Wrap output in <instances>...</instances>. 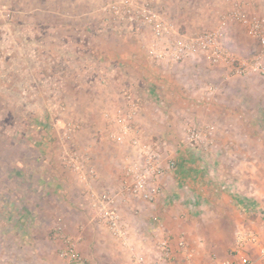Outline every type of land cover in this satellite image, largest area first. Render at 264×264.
I'll return each instance as SVG.
<instances>
[{"label":"rangeland","instance_id":"rangeland-1","mask_svg":"<svg viewBox=\"0 0 264 264\" xmlns=\"http://www.w3.org/2000/svg\"><path fill=\"white\" fill-rule=\"evenodd\" d=\"M130 1L132 4L130 9L133 12L137 11L135 9L142 10L147 5L155 9L172 26L173 36H193L207 32H218L223 27V24H226L224 26V47L232 55V60L215 65L202 57L203 61L197 72L203 83L199 86H201L206 95L207 93L208 95L213 93V95L207 97L204 94L202 98L197 97V108L210 109L209 104L213 102V98H215L214 104L218 103V101L221 105L230 102L232 106L234 104L243 105L248 103L250 98L254 100L252 102L257 104L262 99L264 102V96L260 97L262 93L259 94L260 91L264 93V52L260 44L250 35L247 25L234 16V12L239 11L246 14L249 20H264V0ZM3 2L4 0L2 2L0 0V11H4V15H0V26L11 22L23 23V15L8 14V16L5 13L8 8V10H17L19 7L17 5L20 4L15 3L17 5H14L8 0V7L5 10ZM56 2H58L59 10L64 8L65 12V14L57 18L61 24L74 21L77 25H83V23H90L93 20L92 24L96 25L97 29L101 27L100 32L93 30L90 36H83L82 30H77L73 35L75 37L82 35L81 40L85 44L90 43L83 45L87 46L86 49L81 48V52L77 51V54H80L82 58H84V54H93L92 51H101L102 42L106 39H115L116 26H123L130 33H134L135 38L140 42V49L149 58L146 46L152 38L150 29L139 28L132 24L130 21L131 14L125 10L121 17L126 20H122L119 15H116L113 7L115 5L124 7L120 0H77L76 2L75 0H56ZM74 8L77 9L75 17L73 15ZM79 12H84V14L92 12L93 17L78 16ZM101 32L107 33L106 37ZM21 34L22 32H17V36H15L17 45L13 47V53L15 55L18 54V60L20 61L12 63L10 66L7 59L0 60V264H27V262L38 264L37 260L40 259L38 256L29 260L26 255H23V252H25L23 249L31 245L37 249L41 248L42 251L48 248L50 252L58 253L56 254L58 256L57 261L48 256L49 259H52V262L50 260L49 263L62 264L59 257L60 249L69 242L75 244L77 251L81 255L82 260L79 264L85 262V264H134L130 260L129 255L122 250L120 244L111 236L109 230L96 221L94 213L89 209L84 198V187L62 162L63 153L70 148L90 155L93 166L96 169L98 167L97 160L94 159L92 153L99 147V143L96 137L93 138L95 139L93 142H85L83 120L89 112L84 108V95L78 93L92 79L88 80V76L83 78V74L80 76L79 74L83 72L77 68L78 78L75 84L77 89H79L77 93L72 94L71 100L61 95L57 97L56 92L52 91V85L49 82H46L44 85L46 89L41 94H38L40 90H31L27 95L23 94V56L21 55L23 54V44L20 41L23 36ZM62 34L66 35L65 32ZM255 59L260 61L261 68L259 71L254 72L249 69L246 73L239 74L237 72L243 61H246L249 65L247 68H250ZM83 64L89 66L88 63ZM27 65H29L28 70L30 71H34L38 67L31 63ZM99 65L95 62L91 68L92 71L94 69L95 72H93L95 74L96 68L99 69ZM85 70L90 71V68ZM52 82L54 85V80ZM116 82L114 78L111 80L110 78L95 79L93 85H96L97 88L94 90H103L104 88L100 87L105 85L108 86L106 90L115 89L117 87ZM189 82H191L190 79ZM191 86L188 83V88ZM210 88L214 89L210 91ZM248 89L256 90L257 94L245 96L244 93L248 92ZM217 99L219 100L217 101ZM42 103L45 107H43ZM135 104L138 107L139 116L141 114L140 108L136 101ZM117 107L119 106L114 109H104L105 107L102 108L100 106L101 110H97L95 121H103L107 126L105 113L108 110H115ZM206 112L208 111L205 110L203 114ZM189 118L179 119L180 121L183 120L184 124L182 123V125L185 126L181 130L180 136H178L180 141L172 142L171 147L168 146L170 156L176 162L175 151L184 154L192 149L194 151H203L204 154H211L213 147L216 146L214 134L217 132V128L212 135L211 143L210 140L205 139L203 144L195 149L187 143L186 132L191 125H199V127L215 126V122L213 124L210 120L203 119L204 117L201 118V116L196 119L191 118L193 121ZM196 121L204 123L199 124ZM69 123L77 127V132L74 142L67 145L62 141V138L64 127ZM158 123L157 126L159 128L160 126L163 127L161 124L163 123L162 118ZM203 127L201 128L204 129ZM237 129L238 131H249V128L240 127ZM162 130V128L159 129L156 135H162ZM237 133L240 134V132ZM100 134L102 133L100 132ZM239 145L240 147L243 145L249 147H244L247 152L260 153V158L248 159V163L246 162L248 165L251 164L253 168H257V171H255L257 174L256 179L252 178L251 180L258 182V169H264V144L261 143V147L255 143H240ZM238 151L244 150L240 148ZM125 156H122V164L125 162ZM39 160H41V165L38 163ZM55 160H58L59 163L55 162ZM226 161L224 162L227 163L228 161ZM56 163L59 164L58 170L53 171ZM38 166H45L46 168L41 173H36L40 175H34V169H40ZM224 166L226 167V165ZM32 170H34V174L31 173ZM36 172L38 171L36 170ZM232 178L234 179L233 175L224 174L221 181L229 185L232 184ZM213 179L214 177L207 175L203 181L200 180L198 183V187L204 189V192L207 193V199H211L212 195H214L212 196L214 198L218 197V193H214L215 189L212 187L217 185V183L216 185L213 183ZM99 180L100 175L95 184L98 189H100ZM254 186L258 185L254 184ZM237 187L243 188L241 185ZM255 188L257 189V187ZM50 190H53V192ZM54 191H57L55 196L53 195ZM39 200L42 201V204ZM63 201L67 202L68 205L63 204ZM251 206L249 204L248 207L251 208ZM189 226L193 228L191 230L192 235L197 233V235L205 236L201 241L207 242L209 247L211 244L214 245L215 242L223 247L218 252H208V254L204 253L197 257L194 245L192 247L187 243L193 255L192 259L196 260L198 258L201 264L208 261L216 264L226 258L230 249L228 250V247L225 249V247L230 246L234 235L230 231L228 224L223 221L214 222L211 220L210 222L201 223L200 227ZM176 227L177 225L174 224V228L178 229ZM209 227H213L216 232H219L218 240L209 238V234H211L208 232ZM129 229L132 237L131 228L129 227ZM23 232L28 235L26 236V243H23ZM172 235L174 236V234ZM173 236L171 237L172 239H174ZM31 237L35 240L33 238L30 239ZM194 237L197 236L195 235ZM194 237L193 240H196ZM139 241L138 235L132 239V243L137 249L139 248Z\"/></svg>","mask_w":264,"mask_h":264},{"label":"crops","instance_id":"crops-1","mask_svg":"<svg viewBox=\"0 0 264 264\" xmlns=\"http://www.w3.org/2000/svg\"><path fill=\"white\" fill-rule=\"evenodd\" d=\"M7 1L3 2L5 10L8 7ZM10 1L14 5H17L15 3L20 5H17L19 6L17 10H8V8L5 13L7 15H23V23L11 22L0 26V60L7 59L10 66L12 63L20 61L18 54L13 53V47L17 45L15 40L17 32H22L21 36L23 37L20 41L23 44V54H21L23 56V94L27 95L31 90H40L38 94H41L46 89L44 85L49 82L57 97L61 95L71 100L72 94L77 93L79 89L75 84L78 78L77 68L83 72L79 74L80 76L83 74V78L88 76V80L92 79L78 93L84 95V108L89 112L83 120L85 142H93L95 140L93 138L96 137L99 143V147L92 153V156L97 160L100 189L113 192L120 190L122 156L128 151L127 147L115 144L109 136L108 124L106 126L103 121L98 119L95 121L97 110H101L100 106L105 107L104 109H114L116 106L124 105L125 94H131L141 112L137 123L142 133V139L150 142H165L170 147L172 142L180 141L178 136L185 127L182 125V123L184 124L183 120H179L180 118L188 119L190 117L189 119L193 121L191 118L196 119L201 116L213 124L215 122V128H217V132L214 134L216 146L213 147L211 154H204L203 151L192 149L184 154L175 151L174 156L178 165L175 170L168 172L164 179V197L154 203L131 202L123 207L124 217L131 228L132 239L136 235L139 236L140 254L148 255L162 238L172 237V234H174V240L185 239L190 246L194 245L197 257L204 253L208 254V252H218L222 250V246L215 242L216 245L211 244L209 247L207 242L206 244L205 241H201L205 236L197 235V233L192 235L193 228L189 226L200 227L201 223L211 220L214 222L223 221L228 224L230 231L234 234L230 246H226L225 249L228 247V250H231L234 247L236 234L242 230L255 231L264 238L261 226L264 215V169H258V182L252 181V178L256 179L257 168L247 164L248 159L260 158L261 155L258 152L255 154L252 151L247 152L244 147H249L245 145L240 147L239 145L240 143H255L261 147V143L264 144L263 99L257 104L250 98L248 103L232 106L230 102L221 105L219 99H217L218 103L214 104L215 98H213V102L209 104L210 109L199 107V110L196 107L197 97L202 98L205 94L199 86L203 80L197 72L201 67L202 57H196L176 65L156 64L140 49V42L135 38L134 33H130L123 26H116L115 39H106L102 42L101 51H92L93 54H84V58H82L80 54H77V51L81 52V48L86 49L87 46H83L85 42L81 40L82 35L76 37L73 35L77 30H82L83 36L92 35L93 30L100 32L101 27L97 29L96 25L92 24L93 20L90 23L85 22L83 25H77L74 21L61 24L57 18L65 12L64 8L59 10L56 0ZM76 10L73 9L74 17ZM0 15H4V11H0ZM92 15V12L78 13V16L87 18H92ZM63 32H65V36L62 34ZM101 33L103 36L107 34ZM78 36L80 37L78 38ZM93 42L96 43L95 40ZM95 62L100 64L99 69L96 68V74L94 69V72L91 69ZM29 63L38 66L37 69L28 70L29 65L27 64ZM83 63H88L89 66ZM86 68H90V71L85 70ZM99 78H110V80L114 78L117 81V87L106 90L108 86L105 85L100 87L104 88L103 90L95 91L94 89L97 87L93 85V81ZM51 79L54 80V85ZM188 83L192 85L189 88ZM256 94L257 91L254 89H248V92L244 93L245 96ZM259 94H261L260 97L264 96L263 91H260ZM209 95H213V93H209ZM209 95L207 93L206 96L210 97ZM205 110L208 112L203 114ZM161 118L163 127L159 128L157 123ZM155 119L156 121H154ZM240 127L249 128V131H238L237 128ZM161 128L163 134L156 135V132ZM240 148L244 151H238ZM38 163L41 165V160ZM54 166L53 171L58 170L59 164L56 163ZM38 167L40 169H34L35 174L34 170L31 173L40 175L36 173H41L46 168L45 166ZM224 174L234 176L232 184H224L221 181ZM207 175L214 177L213 183L215 185L217 183V185L212 187L215 189L214 193H218V197L214 198L212 195L211 199H207V193L198 187L200 180L203 181ZM254 184L258 186H254ZM238 185L243 188H238ZM50 191L53 192V190ZM56 193L57 191H54L53 195L55 196ZM39 202L42 204V201L39 200ZM63 204L68 205L65 201ZM249 204L252 205L251 208L248 207ZM155 217L158 218V221L154 220ZM174 224L178 229L174 228ZM208 232L211 233L209 234L210 239H219V232H216L215 228L209 227ZM25 233L23 232V243L27 241L26 236L28 235ZM195 235L197 237H194ZM193 237L196 240H193ZM23 251H25L23 255H26L29 260L38 256L40 258L37 260L38 264H48L50 260L52 262L48 256L56 261L58 258L56 256L58 253L50 252L48 248L42 251L41 248L37 249L31 245ZM176 255L174 264L200 263L198 258L189 260L183 253ZM27 264L31 263L27 262ZM204 264H212V262L208 261Z\"/></svg>","mask_w":264,"mask_h":264},{"label":"built area","instance_id":"built-area-1","mask_svg":"<svg viewBox=\"0 0 264 264\" xmlns=\"http://www.w3.org/2000/svg\"><path fill=\"white\" fill-rule=\"evenodd\" d=\"M124 7L114 6L116 15L121 17L124 10L130 13V21L139 28H148L151 40L146 46L149 59L156 64L176 65L187 60L203 57L217 65L230 62L232 55L224 47V29L218 32H207L193 36H173V28L152 7L147 5L133 12L130 0H120ZM236 19L246 24L250 35L260 44L264 52V20H249L247 15L235 11ZM122 20L124 17H121ZM256 61V62H255ZM246 61L237 69L239 74L261 68L260 61L255 59L250 68ZM264 74V72H263ZM214 88H210L212 91ZM125 103L115 110H108L105 118L110 137L115 144L127 147L125 162L121 166V188L117 192L98 189L95 184L99 179L98 171L91 162V156L76 150L67 149L62 156L63 165L70 170L84 187V198L96 221L105 226L122 250L129 255L134 264H174L177 253H183L192 260V252L185 239L175 241L171 237L162 238L151 250V253L140 254L132 243L129 223L124 217V206L131 202L154 203L165 195L164 179L168 172L177 168V162L170 156L165 142L144 141L137 123L139 114L131 94H125ZM191 125L186 132L187 143L197 148L205 139L212 142L214 125L202 129ZM77 127L72 123L64 127L62 141L70 145L74 142ZM208 137H211L208 139ZM129 148L131 149L129 151ZM262 233L264 236V215ZM158 221V218H154ZM62 264H79L82 260L75 244L69 242L60 249ZM217 264H264V238L255 231L237 232L235 245L229 250L225 259Z\"/></svg>","mask_w":264,"mask_h":264}]
</instances>
